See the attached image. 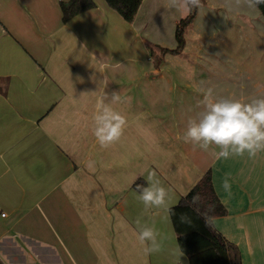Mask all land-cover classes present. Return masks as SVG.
<instances>
[{
	"label": "crops",
	"instance_id": "crops-1",
	"mask_svg": "<svg viewBox=\"0 0 264 264\" xmlns=\"http://www.w3.org/2000/svg\"><path fill=\"white\" fill-rule=\"evenodd\" d=\"M63 1L0 0V209L7 213L0 215V259L190 264L170 213L145 211L135 183L146 186L154 172L172 207L211 170L227 209L213 226L236 245L242 264H264V152L218 159L215 146L204 151L177 139L187 121L198 118L208 88L216 97L264 98L258 6L201 0L190 40L187 35L181 53L166 54L159 71L145 44L166 47V28L186 13L168 8V0H143L128 22L106 0H94L95 8L64 22ZM211 17L219 23L205 20ZM240 44L248 59L213 56ZM158 81L175 83L159 89L153 85ZM114 91L120 101L112 107L127 123L119 141L101 148L92 117L100 96L107 94L108 102ZM226 178L230 191L222 187ZM137 218L155 226L160 252L144 254ZM21 251L29 263L19 262Z\"/></svg>",
	"mask_w": 264,
	"mask_h": 264
},
{
	"label": "clouds",
	"instance_id": "clouds-1",
	"mask_svg": "<svg viewBox=\"0 0 264 264\" xmlns=\"http://www.w3.org/2000/svg\"><path fill=\"white\" fill-rule=\"evenodd\" d=\"M250 8L264 4V0H243ZM240 3V0H237ZM191 14L194 8L201 7V0H168L166 5ZM103 81L101 82V84ZM106 85H104L105 87ZM104 87L97 92L103 93ZM107 94L101 95L95 106V113L92 117V133L101 148H107L119 141L124 133L127 123L126 117L116 111L112 104L120 101L117 92L111 93L110 101L106 102ZM202 110L198 118H190L183 135L177 139L185 143L199 146L200 149L208 151L212 146L219 151L212 152L216 158L227 159L230 156H244L247 153L249 158H255L258 153L264 152V98H253L248 102L238 99L216 97L213 90L208 88L203 92V99L198 105ZM222 187L225 191L231 190V184L226 178ZM140 201L145 211L156 208H163L171 213L172 209L168 203L169 190L155 178V173L148 174L145 185H137ZM199 201V196L193 197V203ZM181 223H190L186 214H181ZM139 232L137 240L143 246L145 255L160 252L162 241L158 240L159 232L154 225L149 226L141 223L137 218L135 221Z\"/></svg>",
	"mask_w": 264,
	"mask_h": 264
},
{
	"label": "trees",
	"instance_id": "trees-1",
	"mask_svg": "<svg viewBox=\"0 0 264 264\" xmlns=\"http://www.w3.org/2000/svg\"><path fill=\"white\" fill-rule=\"evenodd\" d=\"M108 5L116 10L126 21L133 22L137 16L143 0H106ZM94 0H68L61 2L63 21L68 22L76 15L95 8ZM264 16V4L258 6ZM198 12L194 8L191 14L183 17L176 24L175 37L177 47L170 49L156 47L146 43L150 50L149 57H153L155 67L164 61L166 53H181L185 47V29L194 20ZM141 180H139L140 182ZM138 182L135 183L137 187ZM199 196V201L193 203V197ZM170 213L173 226L178 236L179 247L189 256L190 264H242L240 253L235 244L226 239L214 226L213 218L227 213V209L219 198L208 170L197 184L176 205L171 207ZM181 214L190 218V223H181ZM0 264H5L0 259Z\"/></svg>",
	"mask_w": 264,
	"mask_h": 264
},
{
	"label": "rangeland",
	"instance_id": "rangeland-1",
	"mask_svg": "<svg viewBox=\"0 0 264 264\" xmlns=\"http://www.w3.org/2000/svg\"><path fill=\"white\" fill-rule=\"evenodd\" d=\"M206 8V7H205ZM202 9V8H201ZM223 10L225 11V12H228V9L226 8V6H224L223 7ZM188 14H185V15H183V16H181L178 20H177V23L179 22V20L181 19V18H183V17H186ZM205 19V18H204ZM203 19V20H204ZM219 17L217 18V19H215V18H207V19H205L208 23L210 22V21H215L216 23H219ZM193 22V21H192ZM192 22L186 27V29H185V33H184V37H185V39L187 38V35L189 36L190 35V33H189V28H190V26H191V24H192ZM176 23V24H177ZM166 25H168V23L166 24ZM193 27V26H192ZM175 29H176V26L175 27H173V28H166V30H165V33H164V35H163V40H164V42L166 43V45H164V46H166V47H169L170 49H173V48H176L177 47V40H176V37H175ZM190 38H191V36H189V40H190ZM148 42L154 47H156V44L154 43V42H152L151 40L149 41L148 40ZM147 43V42H146ZM145 46H146V49H147V52L149 53V55H150V50H149V48L147 47V45L145 44ZM160 46V45H159ZM172 46H174V47H172ZM239 49H237V50H234V49H230V50H222V51H220V50H218V52H216L215 54H213V56H214V58L216 57V58H218V59H226V58H229V59H235V58H237V57H240V58H247L248 57V51H247V49H245V45H239ZM156 49V51H157V53H158V48L156 47L155 48ZM166 54H168V53H166ZM165 54V55H166ZM170 55L168 56V57H172L171 55L172 54H175V53H169ZM164 55V61L166 60V56ZM153 57H151L150 56V60L151 61H153V59H152ZM215 58V59H216ZM248 59V58H247ZM163 61V62H164ZM163 62H162V64H163ZM153 64L155 65V63L153 62ZM245 68V67H244ZM157 69H159V71H161L162 70V67H161V65H159L158 66V68ZM246 69V68H245ZM247 69H249V67H247ZM230 70H233V66L231 65L230 66ZM167 73H170V74H172L173 73V66L172 65H168L167 66ZM151 74H159V72H151ZM175 82L174 81H164V82H162V81H158V82H155L153 85L156 87V88H159V89H163L165 86H167L165 89H167L168 88V86H171V88L173 87V84H174ZM232 84V83H231ZM31 246H29V247H25V248H28L27 250H29V248H30ZM17 254H20L19 255V262H21V261H23V259H25V258H27L26 256H24L25 254H24V252L23 251H21V252H19V253H17ZM25 261L27 262V263H29L28 262V259H25ZM25 262V263H26ZM39 263V262H38Z\"/></svg>",
	"mask_w": 264,
	"mask_h": 264
},
{
	"label": "built area",
	"instance_id": "built-area-1",
	"mask_svg": "<svg viewBox=\"0 0 264 264\" xmlns=\"http://www.w3.org/2000/svg\"><path fill=\"white\" fill-rule=\"evenodd\" d=\"M0 215H1L2 217H6V216H7V213L4 212V211H2V210L0 209Z\"/></svg>",
	"mask_w": 264,
	"mask_h": 264
}]
</instances>
